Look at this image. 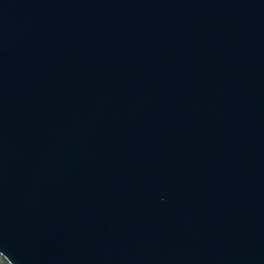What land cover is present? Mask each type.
<instances>
[{
    "label": "water",
    "instance_id": "water-1",
    "mask_svg": "<svg viewBox=\"0 0 264 264\" xmlns=\"http://www.w3.org/2000/svg\"><path fill=\"white\" fill-rule=\"evenodd\" d=\"M10 264H264V0H0Z\"/></svg>",
    "mask_w": 264,
    "mask_h": 264
},
{
    "label": "rangeland",
    "instance_id": "rangeland-1",
    "mask_svg": "<svg viewBox=\"0 0 264 264\" xmlns=\"http://www.w3.org/2000/svg\"><path fill=\"white\" fill-rule=\"evenodd\" d=\"M0 264H10L9 261L0 254Z\"/></svg>",
    "mask_w": 264,
    "mask_h": 264
}]
</instances>
